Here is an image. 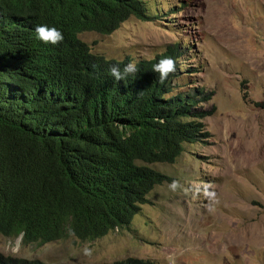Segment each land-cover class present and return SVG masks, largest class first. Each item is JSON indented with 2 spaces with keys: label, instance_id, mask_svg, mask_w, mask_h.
<instances>
[{
  "label": "trees",
  "instance_id": "trees-1",
  "mask_svg": "<svg viewBox=\"0 0 264 264\" xmlns=\"http://www.w3.org/2000/svg\"><path fill=\"white\" fill-rule=\"evenodd\" d=\"M144 1L0 0V234L43 244L127 226L154 185L171 179L147 163H172L197 139L201 91L177 75L178 46L118 59L78 36L110 33L130 15L152 19L158 10ZM43 24L58 28L63 41H41L35 29ZM163 57L174 58L176 70L161 83L153 66ZM131 61L137 70L117 81L110 68L123 73ZM0 264L79 263L0 254Z\"/></svg>",
  "mask_w": 264,
  "mask_h": 264
},
{
  "label": "rangeland",
  "instance_id": "rangeland-1",
  "mask_svg": "<svg viewBox=\"0 0 264 264\" xmlns=\"http://www.w3.org/2000/svg\"><path fill=\"white\" fill-rule=\"evenodd\" d=\"M144 4L158 10L150 20L130 15L110 33L78 36L118 59H148L178 46L177 75L201 91L197 139L172 163H147L171 179L154 185L127 226L43 244L0 234L1 255L49 263L137 256L154 264H264V0Z\"/></svg>",
  "mask_w": 264,
  "mask_h": 264
},
{
  "label": "clouds",
  "instance_id": "clouds-1",
  "mask_svg": "<svg viewBox=\"0 0 264 264\" xmlns=\"http://www.w3.org/2000/svg\"><path fill=\"white\" fill-rule=\"evenodd\" d=\"M38 38L45 44H59L63 41V33L56 27H49L46 24L37 25L35 29ZM137 70L136 62L131 61L124 66L123 73L118 65H113L110 68L111 75L117 80L124 79L126 74L134 73ZM176 61L172 57H163L160 61L153 66V71L159 73L161 83L167 80L168 76L175 72ZM175 187V184H173Z\"/></svg>",
  "mask_w": 264,
  "mask_h": 264
}]
</instances>
